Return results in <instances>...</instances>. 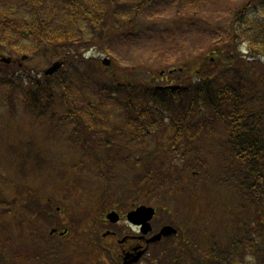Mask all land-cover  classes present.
Returning a JSON list of instances; mask_svg holds the SVG:
<instances>
[{"label": "trees", "instance_id": "16d2710c", "mask_svg": "<svg viewBox=\"0 0 264 264\" xmlns=\"http://www.w3.org/2000/svg\"><path fill=\"white\" fill-rule=\"evenodd\" d=\"M166 1L0 0V57H11L9 63L0 61V84L13 90L22 86L24 107L32 116L45 118L53 134L60 123L69 121L72 146L96 161L97 177L106 184L115 178L118 164H124L132 174L127 186L132 188L121 192L124 199L152 193L158 199L155 205L166 207L163 188L174 190L181 184L176 173L198 172L197 189L188 186V197L179 201L185 206L181 233L149 264H264V0L234 6L225 24L203 23L220 32L177 65L164 64L184 76L173 89L134 77L137 72L131 67L123 68L124 75L117 69L106 75L102 66L93 68L98 58L82 55L114 35L131 37L138 26L149 28L137 18L139 13ZM187 17L191 23L199 21L197 16ZM37 52L48 53L49 64L60 60L59 69L50 75L43 73L44 68L27 69L21 60ZM74 58L87 64L83 77L96 82L99 94L92 101L84 92V87L91 88L88 82L77 84L66 71ZM57 93L66 104L65 112L56 111ZM110 104L121 108L122 124L98 114ZM86 112L91 120L84 117ZM154 129L159 154L146 143ZM164 154L168 162L160 165ZM25 163L26 156L17 164L21 174H26ZM195 173L191 171L194 179ZM209 193L222 205V198L232 197L235 210L228 219L214 213ZM205 211L214 216H204L203 222L213 220L215 229L209 231L208 224H202V237L187 232L191 214Z\"/></svg>", "mask_w": 264, "mask_h": 264}, {"label": "rangeland", "instance_id": "374dc122", "mask_svg": "<svg viewBox=\"0 0 264 264\" xmlns=\"http://www.w3.org/2000/svg\"><path fill=\"white\" fill-rule=\"evenodd\" d=\"M243 1L167 0L148 6L137 18L149 28L138 26L131 37L114 35L111 39L104 40L100 46L96 45L90 51L87 49L82 55L98 58L99 64L93 68L99 69L102 66L106 75H111L115 69L124 75L123 68L131 67L137 72L132 73L134 77L140 76L143 81L154 86L180 83L184 76L177 71H170L172 67L168 68L164 64L177 65L188 55L194 54L193 50L201 49L209 42V38L220 32L205 24H225L228 11ZM179 14L183 17L176 19ZM187 16H197L199 21L191 23ZM14 55L18 57L19 53ZM104 58H108L107 64L104 63ZM51 59L48 53L37 52L30 59H23L21 62L27 69L30 66L33 70H42ZM160 70H164V73L160 74ZM66 71L71 73L77 84L81 81L88 82L91 88L84 87V92L89 95L90 101L98 97L94 79L83 77L88 71L85 61L74 58L67 65ZM53 83L56 84V80ZM74 88L78 91V85ZM23 91L22 86L13 90L0 84V202L4 203L0 207L7 205L6 209H0V264H115V244L110 238L102 237V233L117 230L122 236L125 224L115 225L105 215L109 210L124 215L131 207V198L124 199L121 192L132 188L127 187L132 184V174L124 164H118L114 179L107 184L100 180L97 177L100 167L96 161L72 146L75 143L69 140L73 138L70 134L73 133L72 124L69 121L60 123L53 134L52 126L45 118L32 116L29 107H24ZM55 104L56 111L65 112L66 104L59 93L55 96ZM89 113L86 112L84 117L91 120ZM98 114L106 115L117 125L124 121V114L117 104L108 105L104 112ZM85 118L83 119L87 120ZM157 132L158 129H154L146 141L155 154L161 151L155 138ZM24 156L27 158L26 174H21L17 164ZM164 156V161L158 159L160 165L168 162V156ZM191 171L195 173V170ZM191 171L186 169L183 173H176L181 184L174 190L167 191L163 188L162 195L168 197L164 198L166 207L155 205L158 199L152 193L144 195L146 203H141L156 208L151 220L154 231L163 223H171L181 233L180 219L183 218L185 206L179 201L188 197V186L197 189L201 180L198 172L194 174V179ZM66 182L69 188H66ZM105 190L108 194L104 195ZM212 190L221 195L216 189ZM196 194L201 200L206 197L200 191ZM215 194L208 195L213 197L209 199L213 203L214 213L220 212L228 219L235 210L234 200L232 197H224V205L216 201L214 203L213 200L221 201L220 198L215 199ZM49 196L51 198L48 199ZM138 199L141 200V196L134 199V204L140 203ZM176 204L181 209L179 214L175 213ZM9 208H13L14 212H7ZM204 216L213 219L214 214L210 211L202 214L193 212L187 232L202 237V224H208L209 231H213V220L203 222ZM52 227L60 230L66 227L68 231L61 236L57 233L49 235L48 230ZM171 240L166 238L162 241L167 243ZM156 247L161 248V245L156 243L151 246L148 252L151 258H154ZM35 253L38 258L34 257ZM150 262L152 261L146 258L145 264Z\"/></svg>", "mask_w": 264, "mask_h": 264}, {"label": "flooded vegetation", "instance_id": "af4514ba", "mask_svg": "<svg viewBox=\"0 0 264 264\" xmlns=\"http://www.w3.org/2000/svg\"><path fill=\"white\" fill-rule=\"evenodd\" d=\"M121 215L123 214H120L119 221L113 224H125V232L123 235L120 236V231L117 230H106L102 233V237L113 240L115 244L113 250L116 251V255H114L113 258L115 259L116 264H123V261L126 262L125 264H145V259L153 245V243L146 244L147 237L154 232L153 227L151 231L145 233L141 224H135L128 221L126 219V214H124L123 219H121ZM56 230L57 229H55L53 233L56 232ZM59 235L61 236L62 234L60 233ZM144 248L146 250H144Z\"/></svg>", "mask_w": 264, "mask_h": 264}, {"label": "water", "instance_id": "95a60500", "mask_svg": "<svg viewBox=\"0 0 264 264\" xmlns=\"http://www.w3.org/2000/svg\"><path fill=\"white\" fill-rule=\"evenodd\" d=\"M1 61L3 62H9L10 57L8 56H2L0 58ZM104 62L108 63V59L104 58ZM61 66V61H54L51 65H49L47 68L44 70V74H52L55 72L59 67ZM178 87L177 85H171V88H176ZM154 213V208L149 205H139L135 209L129 211L127 213V218L134 222V223H142L144 226V230H148L150 228L148 220L152 217ZM107 217L111 221H115L118 218V214L115 211H110L107 214ZM176 229L171 226V225H164L160 231L155 234L151 239H158L162 234L163 235H168L171 233H175Z\"/></svg>", "mask_w": 264, "mask_h": 264}]
</instances>
